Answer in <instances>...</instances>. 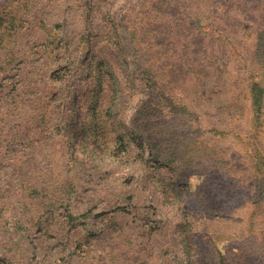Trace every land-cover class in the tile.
Wrapping results in <instances>:
<instances>
[{"label": "rangeland", "instance_id": "1", "mask_svg": "<svg viewBox=\"0 0 264 264\" xmlns=\"http://www.w3.org/2000/svg\"><path fill=\"white\" fill-rule=\"evenodd\" d=\"M262 192L264 0H0V264H264Z\"/></svg>", "mask_w": 264, "mask_h": 264}, {"label": "trees", "instance_id": "2", "mask_svg": "<svg viewBox=\"0 0 264 264\" xmlns=\"http://www.w3.org/2000/svg\"><path fill=\"white\" fill-rule=\"evenodd\" d=\"M251 93H252V102L253 105L258 107V110L260 109V103H261V98H262V91L261 89H259L256 85H254L251 88ZM261 195H264V192L261 193ZM84 218V216H81L79 218L73 219L72 220H78V219H82Z\"/></svg>", "mask_w": 264, "mask_h": 264}]
</instances>
